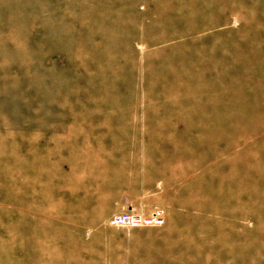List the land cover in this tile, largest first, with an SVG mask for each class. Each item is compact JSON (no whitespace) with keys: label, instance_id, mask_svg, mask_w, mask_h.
Here are the masks:
<instances>
[{"label":"rangeland","instance_id":"obj_1","mask_svg":"<svg viewBox=\"0 0 264 264\" xmlns=\"http://www.w3.org/2000/svg\"><path fill=\"white\" fill-rule=\"evenodd\" d=\"M0 264H264V0H0Z\"/></svg>","mask_w":264,"mask_h":264},{"label":"built area","instance_id":"obj_2","mask_svg":"<svg viewBox=\"0 0 264 264\" xmlns=\"http://www.w3.org/2000/svg\"><path fill=\"white\" fill-rule=\"evenodd\" d=\"M164 222L165 219L161 213H157L154 217L146 218L142 214L134 213L133 210L129 209L115 214L110 220V225L116 228H136L149 225L161 226Z\"/></svg>","mask_w":264,"mask_h":264}]
</instances>
